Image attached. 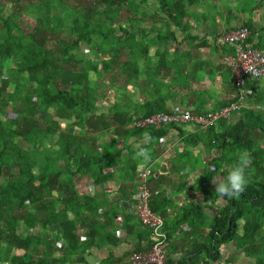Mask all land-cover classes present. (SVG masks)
I'll return each instance as SVG.
<instances>
[{"label": "trees", "instance_id": "obj_1", "mask_svg": "<svg viewBox=\"0 0 264 264\" xmlns=\"http://www.w3.org/2000/svg\"><path fill=\"white\" fill-rule=\"evenodd\" d=\"M2 1L11 0H0V4ZM92 1L94 5L90 8L79 5V13L72 9L75 15L70 20L61 17L59 0L29 4L26 11L36 24L27 32L15 22L14 11L0 19V264H83L86 251L99 239L107 241L109 233L108 225H100L95 219L105 205L97 197L80 194L73 175L86 176L94 186H99L112 181L111 165L119 161L124 165L132 163L121 170V178H131L142 158H135L137 149L132 150L127 142L131 137L139 141L144 130L154 132L148 145H143L151 152L149 165L156 158L153 150L159 145L156 135L161 130H125L123 126L132 116L124 107L118 106L115 114L105 117L94 106L97 92L90 86L88 69L84 66L90 63V58L74 53L80 44L100 40L92 55L100 60L105 71L111 70L119 54L128 49L130 60L122 64V71L127 74H131L132 67L149 51L147 46L136 42L139 32L123 30L119 35L114 28L128 0ZM225 1V9L229 11L232 0ZM239 1L250 0H234ZM158 2L160 13L144 17L165 16L167 24L179 28L183 35L189 32L191 27L183 25L182 18L201 0H173L171 5L166 0ZM209 2L208 9L215 10L212 0ZM260 6L264 7L262 0ZM198 16L208 19L206 14ZM232 21L230 15L225 32L235 29L230 28ZM241 26L251 31L247 43L255 49H264V27L251 19ZM56 27L68 29L69 35L58 39L56 46H49L43 35ZM164 30L165 27L161 28L159 35L163 43L175 37L171 30L162 33ZM194 40L190 35L185 38V41ZM226 50L233 52V49ZM246 88L253 96L248 95L246 106L240 109L239 118L234 122L224 121L218 128L188 137L174 127L187 139V146L202 147L206 161H185L193 171L198 170V177L193 186L183 182V188L179 187L180 192L192 190L201 196L203 204L186 200V207L177 209L180 216L169 222L160 214L166 229L169 228L167 238L170 242L173 240L170 245L173 256L167 264L218 263L222 259L220 248L227 244L238 248V255L229 258L227 264L240 255L246 260L243 264H264V144L260 143L264 139V87L255 88L248 81ZM112 98L110 92L106 99L113 102ZM18 103L27 105L16 114L7 115L12 104ZM157 106H144L141 118L167 113L161 105ZM87 117L94 121L89 124ZM61 120L67 122L69 129L61 126ZM86 123L94 129H114L112 137L117 136L126 143V158H121L122 151L118 149L114 156L105 155L93 142L77 136L76 127L85 132ZM50 141L55 142V148ZM184 150L180 158L189 157ZM243 150L252 157L249 184L239 196L220 198L211 178L226 176V169ZM209 165L215 166L214 172H209ZM163 205L164 199L160 204L159 198L152 197V212L159 214ZM208 207L215 210L213 217H203L202 211ZM143 229L150 243V232ZM81 236L85 237L84 241ZM253 237L258 240L249 243ZM58 241H61L60 247L56 246ZM56 253L61 254L56 257Z\"/></svg>", "mask_w": 264, "mask_h": 264}, {"label": "crops", "instance_id": "obj_2", "mask_svg": "<svg viewBox=\"0 0 264 264\" xmlns=\"http://www.w3.org/2000/svg\"><path fill=\"white\" fill-rule=\"evenodd\" d=\"M166 1L169 5L173 3V0ZM243 2L246 3L247 8L249 1ZM243 2L242 5H244ZM233 3H231V9L227 11L225 9L227 1L221 0V3L214 4L216 9L211 11L212 17L203 19L198 15L206 14L211 2L201 0L194 9L187 10L182 18V24H188L191 27L189 32L183 35L179 28L167 24L165 16L159 19L144 17L160 13L158 0H128L122 6L120 22L116 28L121 31L139 32L136 42L141 46H147L149 54L141 57L138 65L132 67L131 74H127L122 71V64L130 60L129 50L126 49L119 54L112 69L105 71L100 60L92 55L93 51L98 49L100 40L80 44V48L74 53L84 54L90 58V63L86 62L84 66L88 69L89 84L93 85L97 92L94 97V106L105 117L115 114L118 106L124 107L128 115L132 116L123 126L125 130L138 129L135 123L143 119L141 118L142 108L148 104L150 106L161 105L167 113L190 112L199 116L224 108L229 98L236 93L233 72L228 64H223L225 55L233 52L227 53L226 49L232 50L231 47L221 48L217 45L219 37L217 32L225 33L226 20L230 15L233 17L230 28L239 26L238 21H241V18L236 17L237 13L234 11ZM249 17L253 20V15ZM253 21L255 23V20ZM163 27L165 30L162 33L171 30L175 34L173 39L165 43L159 39L160 29ZM189 35L195 40L185 41ZM262 44L264 46V39ZM110 92H112V100L115 104L106 99ZM87 118L89 124L94 121ZM89 124H85V132H81V129L76 127L77 136L86 138V142H93L105 155L114 156L118 149L122 151L121 158H126L127 150L124 149L126 143L117 136L112 137L114 129H94ZM154 129L161 130V132L156 135L159 145L154 146L153 150L156 158L148 166L152 170L149 186L152 197L159 198L160 204L163 199L165 200V207L162 206L164 209L159 214L165 217L166 222H169L178 216L177 209L186 207V200L203 204L201 196L192 190L184 192L180 190L183 188V182L187 186H193L198 177V170L193 171L187 166L190 160L202 159L205 163L206 158L201 146H187L185 144L187 139L182 138L174 127L164 126ZM143 133L154 136L151 129L144 130ZM186 135L194 134L185 133L184 136ZM140 138L139 141L132 137L128 139L127 144H131L132 150H136L138 145H148L147 141ZM183 150L184 154H188L189 157H179ZM148 152L151 154L150 151ZM131 164L126 163L125 165ZM123 165L119 161L113 162L110 168L114 175L112 181L104 182L99 186H94L86 176L75 174L72 177L80 194L97 197L105 205L95 219L100 225H108L106 227L109 233L108 240H97L96 245L91 246L83 255V264H130V258L135 253L145 251L151 245L143 227L138 224L131 211L136 194L137 172L142 168L138 166L135 174L124 180L121 178V170L125 167ZM84 182L88 184V188L81 193L79 185ZM214 211L212 207L204 208L202 215L210 218L213 217L210 212ZM165 220L163 231L168 237L169 228L166 229ZM81 237L84 241L85 237ZM172 242L173 240L170 245ZM56 246L60 247L61 241H58ZM169 250L171 259L173 249L169 248ZM237 252L238 248L233 250L232 254L237 256ZM60 254L56 253L55 256H60ZM67 264H78V262Z\"/></svg>", "mask_w": 264, "mask_h": 264}, {"label": "built area", "instance_id": "obj_3", "mask_svg": "<svg viewBox=\"0 0 264 264\" xmlns=\"http://www.w3.org/2000/svg\"><path fill=\"white\" fill-rule=\"evenodd\" d=\"M251 36L249 28L239 26L220 35L217 45L231 47L233 53L225 55L223 64H228L233 72L236 93L229 98L228 104L217 111L199 116L190 112H168L156 114L135 123L138 129L173 126L182 133H205L210 128H218L224 121L234 122L240 109L246 106L248 95L247 82L255 88L264 87V49H255L247 44ZM152 177L151 167L138 171L133 203V215L139 225L150 232L151 245L130 258V264H167L170 259V241L163 231V218L150 209L152 193L149 182Z\"/></svg>", "mask_w": 264, "mask_h": 264}, {"label": "rangeland", "instance_id": "obj_4", "mask_svg": "<svg viewBox=\"0 0 264 264\" xmlns=\"http://www.w3.org/2000/svg\"><path fill=\"white\" fill-rule=\"evenodd\" d=\"M41 1H48V0H11L10 2H6V1H2V4H0V19H4L7 16H9L13 11L15 12L14 14V19L15 22L18 24V26H20L22 29H24L26 32L29 31L30 29H33L36 22L35 19L33 17H31L30 15H28L26 8L29 4H39L41 3ZM62 3V8L60 10V15L63 19L65 20H70L75 13H79L80 12V8L79 5L85 7V8H90L94 5V2L92 0H59ZM260 1L261 0H250L248 3V6L246 8V3L243 1H239V2H234V0H232L231 2L233 3L234 6V11L237 13V18H241V21H238L239 26L243 25V22H246L250 19V15H253V20H255V23H258L257 26L260 27H264V7L260 6ZM264 2V0H262ZM242 2L244 3V5H242ZM214 4H218L221 3V0H213ZM72 9H75V13L72 12ZM207 17H212L211 15V10L209 9L208 12L206 13ZM252 20V21H253ZM254 22V21H253ZM57 23V17L56 15H54V24ZM1 24V23H0ZM239 26H235V28L239 27ZM115 30L117 31V33L119 35H121L123 33V31H121L119 28H116V25L114 26ZM67 35H69V31L68 29H62V28H55L54 30L48 31L45 33V35H43V39H45L49 46H56L58 43V39H63L65 38ZM264 47V46H263ZM53 55V54H52ZM249 96H253V94L251 93ZM258 102H256L254 105H256ZM26 103H18V104H12V108H11V113H7V115L11 114V116L13 114H16V111L20 110V109H25L26 107ZM262 114H264V112L262 111ZM239 118V117H238ZM237 118V119H238ZM235 119V120H237ZM60 123L62 124L61 126L65 127L66 129H69L68 127H70L66 121L61 120ZM189 136V135H186ZM260 143L263 145L264 144V139H260ZM51 146L54 148L56 147L54 144V141H50ZM85 188H88V184L87 183H80L79 185V191L81 193H83L84 190H86ZM224 203V202H223ZM215 211L214 212H210L211 216H214ZM139 224V223H138ZM17 226L19 227V229L21 227L20 223H17ZM258 240V238H250L249 239V243H254ZM237 249V246L235 244L232 245H227L226 247H221L220 251L222 254V261H219L218 263H214V264H227V260L229 258H231L232 256H235L233 253V250ZM21 252L18 251V254H20ZM230 255V256H229ZM239 258H241L239 260ZM244 262H246V260L244 259V256L241 255L238 258H235L234 261L231 264H243Z\"/></svg>", "mask_w": 264, "mask_h": 264}, {"label": "clouds", "instance_id": "obj_5", "mask_svg": "<svg viewBox=\"0 0 264 264\" xmlns=\"http://www.w3.org/2000/svg\"><path fill=\"white\" fill-rule=\"evenodd\" d=\"M224 34V33H223ZM248 44V43H247ZM252 46V45H251ZM184 134V133H183ZM196 134V133H195ZM142 138L150 142L151 136L149 133H143ZM135 158H142L140 168H145L151 163V155L146 147L137 146ZM252 164L251 154L247 150L240 151L237 155L236 162L226 169V176L213 175L211 183L214 185L215 193L223 198L225 196L234 198L241 195L249 184L248 170ZM215 166L209 165V172H214Z\"/></svg>", "mask_w": 264, "mask_h": 264}]
</instances>
